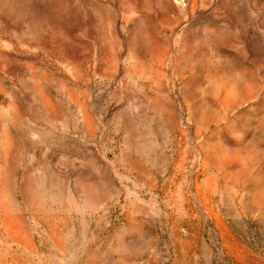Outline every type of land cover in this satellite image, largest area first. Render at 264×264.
Returning a JSON list of instances; mask_svg holds the SVG:
<instances>
[{"label": "rangeland", "instance_id": "obj_1", "mask_svg": "<svg viewBox=\"0 0 264 264\" xmlns=\"http://www.w3.org/2000/svg\"><path fill=\"white\" fill-rule=\"evenodd\" d=\"M0 264H264V0H0Z\"/></svg>", "mask_w": 264, "mask_h": 264}]
</instances>
